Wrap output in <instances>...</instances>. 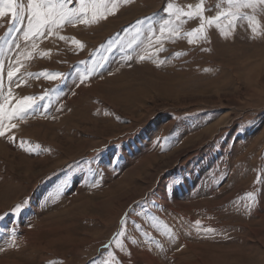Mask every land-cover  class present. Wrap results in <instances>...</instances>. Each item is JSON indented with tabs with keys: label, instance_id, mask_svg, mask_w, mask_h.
Instances as JSON below:
<instances>
[{
	"label": "rangeland",
	"instance_id": "obj_1",
	"mask_svg": "<svg viewBox=\"0 0 264 264\" xmlns=\"http://www.w3.org/2000/svg\"><path fill=\"white\" fill-rule=\"evenodd\" d=\"M199 2L131 0L107 19L41 37L32 57H21L14 97L54 91L41 102L49 103L46 115L17 122L16 142L0 137V214L27 203L20 216L0 221V264H101L111 262L109 253L116 264H264V182L257 183L264 180V12L255 14L259 35L246 21L235 32L223 21L226 35L213 27L207 40L189 44L185 33L200 20L181 17L179 36L166 33L163 51L155 41L148 48L152 59H138L146 35L131 49L105 52L111 40L131 39L138 20L164 16L166 3L189 11ZM217 4L226 7L204 0L205 16ZM8 28L0 18V37L14 41H0L5 90L15 43L23 50L22 33ZM102 55L109 59L101 72L77 87L75 70ZM43 71L70 75L61 84L39 76ZM89 167L103 171L99 187L87 186ZM66 177L70 183L57 193ZM249 192L257 201L250 210ZM132 208L125 236H117ZM197 220L215 234L198 232ZM11 227L14 243L4 231Z\"/></svg>",
	"mask_w": 264,
	"mask_h": 264
},
{
	"label": "snow or ice",
	"instance_id": "obj_2",
	"mask_svg": "<svg viewBox=\"0 0 264 264\" xmlns=\"http://www.w3.org/2000/svg\"><path fill=\"white\" fill-rule=\"evenodd\" d=\"M129 3H131V0H26V3L25 0H0V18H8V33H22V36L18 37V39L23 42V50H20L22 48L21 43H15V49L18 50L15 52V59L11 57L8 58L6 72L8 81L7 90H5L4 82L5 62L0 60V137L8 139L9 142H16L17 138L11 135V132L13 129L17 128V122L26 120L30 116H35L36 114L46 115L49 103L41 102L50 99L49 93L54 91L53 89H49L38 97L33 95H25L19 98L14 97L12 85L19 87L22 82L21 77L18 75L22 67L21 57H23L24 60L30 59L37 48V41L41 37L58 34L59 30L65 25H89L97 23L107 19L109 15H114L121 4ZM222 3L226 5V7H221L220 4H217L216 7L219 11H217L214 16H205V12L210 9L205 8L204 0H200L194 7L188 5L189 11H184L180 8L174 11V5L172 3H166L165 7L161 10L165 14L164 16H153L146 18V20H138L132 25L135 31L131 39L125 40L121 38L118 40H111L107 48H105V52L111 53L117 46L121 50L126 48L131 49L133 45L141 42V36L146 35L147 46L143 49V54H138V59L141 61L152 59L153 57L148 54V48L153 47V41H155V44L159 45L157 51H163L161 38L164 37L166 33L170 38L179 36V22L181 21V17L184 18V22L197 18L200 20L196 28L185 33L189 44H194L200 39L207 40V30L213 27L220 30L222 35H226L221 27L223 21L227 22L224 27H227L231 32H235L238 27H244L243 22L246 21L248 31L254 36L260 34L258 31L260 29V24L255 14L258 10L264 12V0H222ZM172 17H175V21ZM25 21L26 26L21 28L20 25H24ZM125 31L127 32L128 30L125 29ZM157 32H159V35H157ZM59 39L66 40L68 38L60 35ZM0 41H4V43L10 46L14 43V41H5L4 37H0ZM71 43H73L77 49H82L84 47V45L75 38H71ZM29 47H31L32 51L28 50ZM0 54H6V50L2 46H0ZM108 59V56L102 55L99 60H92L83 70L77 68L74 73L76 76V81H74L76 86L79 87L83 85L94 73H100ZM126 59L130 61L133 57L128 55ZM80 63L84 64L85 61H80ZM161 63H163V61H161ZM28 75L31 76L32 74L29 73ZM69 75L70 74L59 71L52 73L43 71L39 73V76L49 80H57L61 84L68 79ZM58 90L59 84L55 91L58 92ZM19 146L24 148L25 142L21 140ZM25 150L32 151L33 149L29 147ZM118 163V156L113 155L109 157V165L112 166L113 171L116 170ZM87 173V186L99 187L102 184V170L89 167ZM94 177H98V179ZM262 182H264V180L258 177L257 183L260 184ZM69 183L70 180L66 177L57 187V193L65 190ZM248 197L249 203L247 207L250 210L251 205L257 201L252 192L248 193ZM49 198L51 199L52 197ZM26 206L27 203L24 201L12 206L9 212L0 214V221L5 220L9 215L13 217L20 216ZM135 211V208L130 209L122 218L117 236H125V225L128 224V218L131 217L132 213ZM136 214L139 215V212ZM195 223L198 232H204L206 234H215L216 232L214 228L202 226L199 220ZM135 227L139 230L141 225L136 224ZM163 227L164 235L169 237L174 236L167 225ZM4 231H6L8 238L14 243L15 227L4 229ZM144 235L147 236L148 233L144 232ZM115 243L117 247L123 249L124 245L121 241L117 240ZM154 243H156L157 247L161 246L159 241L154 240ZM107 247L108 246L105 245V248ZM109 257H111V262L102 260L101 264H116L115 256L112 253H109Z\"/></svg>",
	"mask_w": 264,
	"mask_h": 264
},
{
	"label": "bare ground",
	"instance_id": "obj_3",
	"mask_svg": "<svg viewBox=\"0 0 264 264\" xmlns=\"http://www.w3.org/2000/svg\"><path fill=\"white\" fill-rule=\"evenodd\" d=\"M120 241V240H119Z\"/></svg>",
	"mask_w": 264,
	"mask_h": 264
}]
</instances>
